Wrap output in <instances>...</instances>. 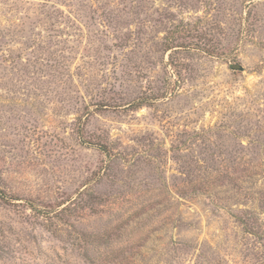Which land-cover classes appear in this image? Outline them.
I'll return each mask as SVG.
<instances>
[{"label":"rangeland","instance_id":"rangeland-1","mask_svg":"<svg viewBox=\"0 0 264 264\" xmlns=\"http://www.w3.org/2000/svg\"><path fill=\"white\" fill-rule=\"evenodd\" d=\"M0 264H264V0H0Z\"/></svg>","mask_w":264,"mask_h":264},{"label":"water","instance_id":"water-1","mask_svg":"<svg viewBox=\"0 0 264 264\" xmlns=\"http://www.w3.org/2000/svg\"><path fill=\"white\" fill-rule=\"evenodd\" d=\"M233 70L244 71V68L240 64L233 65Z\"/></svg>","mask_w":264,"mask_h":264}]
</instances>
